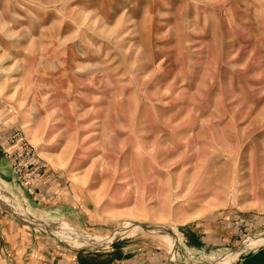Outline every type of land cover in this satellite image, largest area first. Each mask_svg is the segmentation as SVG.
I'll list each match as a JSON object with an SVG mask.
<instances>
[{
	"label": "rangeland",
	"instance_id": "1",
	"mask_svg": "<svg viewBox=\"0 0 264 264\" xmlns=\"http://www.w3.org/2000/svg\"><path fill=\"white\" fill-rule=\"evenodd\" d=\"M0 204L96 264L264 248V0H0Z\"/></svg>",
	"mask_w": 264,
	"mask_h": 264
},
{
	"label": "crops",
	"instance_id": "2",
	"mask_svg": "<svg viewBox=\"0 0 264 264\" xmlns=\"http://www.w3.org/2000/svg\"><path fill=\"white\" fill-rule=\"evenodd\" d=\"M6 182L7 189L13 193L26 195L33 202L37 199V196L29 194L21 188V185L18 186L16 180L12 179ZM23 199L26 201V197ZM68 203V200H64L54 206L39 205L35 217L38 220H48L52 223L65 220L73 226L81 227V215L76 216L75 213H71ZM27 220L0 204V264H96L97 261L100 263L104 259V255L81 252L68 246L56 239L55 235L41 225H38L39 223L37 226ZM217 225L215 230H199L193 234L201 244V249L205 252H213L210 255L212 262L225 254L223 245H230L231 242L234 244L236 241L233 239L240 236L237 233H242V231L237 232L236 226L231 222L222 221ZM212 248L213 250H210ZM248 253L244 257L241 254L233 264H264L263 247L249 249ZM105 254V258L110 259L108 257L111 255L109 256L108 252ZM124 262L120 259H114L102 263L123 264ZM130 264H136V260L131 259Z\"/></svg>",
	"mask_w": 264,
	"mask_h": 264
},
{
	"label": "bare ground",
	"instance_id": "3",
	"mask_svg": "<svg viewBox=\"0 0 264 264\" xmlns=\"http://www.w3.org/2000/svg\"><path fill=\"white\" fill-rule=\"evenodd\" d=\"M30 119H26V123L29 122ZM28 124V123H27Z\"/></svg>",
	"mask_w": 264,
	"mask_h": 264
},
{
	"label": "water",
	"instance_id": "4",
	"mask_svg": "<svg viewBox=\"0 0 264 264\" xmlns=\"http://www.w3.org/2000/svg\"><path fill=\"white\" fill-rule=\"evenodd\" d=\"M143 227H146L147 225L146 224H142Z\"/></svg>",
	"mask_w": 264,
	"mask_h": 264
}]
</instances>
